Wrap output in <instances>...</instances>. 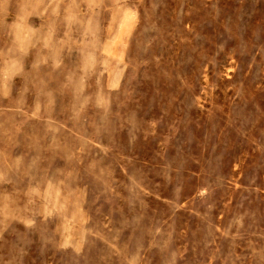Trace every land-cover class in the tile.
I'll list each match as a JSON object with an SVG mask.
<instances>
[{
	"label": "rangeland",
	"instance_id": "1",
	"mask_svg": "<svg viewBox=\"0 0 264 264\" xmlns=\"http://www.w3.org/2000/svg\"><path fill=\"white\" fill-rule=\"evenodd\" d=\"M0 264H264V0H0Z\"/></svg>",
	"mask_w": 264,
	"mask_h": 264
}]
</instances>
